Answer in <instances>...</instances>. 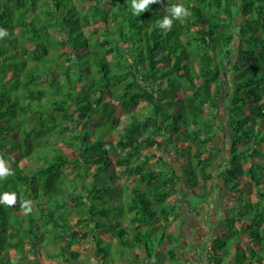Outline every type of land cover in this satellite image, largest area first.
<instances>
[{"label": "trees", "instance_id": "16d2710c", "mask_svg": "<svg viewBox=\"0 0 264 264\" xmlns=\"http://www.w3.org/2000/svg\"><path fill=\"white\" fill-rule=\"evenodd\" d=\"M174 4L189 14L164 32L157 21ZM130 9L0 0V156L11 172L0 195L17 196L0 203V264H70L89 245L99 264H115V246L152 260L168 244L174 259L171 225L186 211L171 198L187 197L184 186L198 198L188 212L222 200L214 264L234 253L264 264V0Z\"/></svg>", "mask_w": 264, "mask_h": 264}, {"label": "crops", "instance_id": "0c3cea01", "mask_svg": "<svg viewBox=\"0 0 264 264\" xmlns=\"http://www.w3.org/2000/svg\"><path fill=\"white\" fill-rule=\"evenodd\" d=\"M210 200H215L217 203L214 211H210V209L203 210V208L193 213L187 211L181 227L179 226L176 229L171 226V231L180 241V245L177 247L176 251L178 254L176 258L165 259L163 257L168 248V244H164L158 248V251L160 250L162 253L161 257H156L152 260L147 258L138 259L133 254L132 257H129V260H124L122 258L120 262L116 261L115 264H214L208 257V252L210 250L211 241L218 230V219L219 216L221 217V214L217 215V209L222 200L220 196H216L215 194L211 196ZM187 234H190V236ZM105 240L113 244L116 242V240L108 237H105ZM233 252H235V250ZM52 264L59 263L56 262ZM70 264H99V259L96 257V250L89 245L88 248L83 250L79 259ZM223 264H237L235 253L229 256Z\"/></svg>", "mask_w": 264, "mask_h": 264}, {"label": "clouds", "instance_id": "9594fccd", "mask_svg": "<svg viewBox=\"0 0 264 264\" xmlns=\"http://www.w3.org/2000/svg\"><path fill=\"white\" fill-rule=\"evenodd\" d=\"M162 0H131V12L134 16H140L142 13L147 11L151 5L161 3ZM166 12L167 15H164L162 19L157 21L158 27L164 32L171 30L174 20H181L185 18L189 13L188 10L180 4H174L167 6ZM7 31L0 29V37L7 35ZM11 175L10 169L8 167L7 161L0 156V179H5ZM0 203L5 206L12 207L17 204L16 193L5 192L3 195H0ZM20 207L25 214L32 212V201L31 200H22L20 202Z\"/></svg>", "mask_w": 264, "mask_h": 264}, {"label": "rangeland", "instance_id": "374dc122", "mask_svg": "<svg viewBox=\"0 0 264 264\" xmlns=\"http://www.w3.org/2000/svg\"><path fill=\"white\" fill-rule=\"evenodd\" d=\"M225 112V108H222L220 110V113L221 114H224ZM224 118V122L222 123L221 121V126L224 127L226 126V122H227V117H223ZM226 134H228L226 131H222V133H220V135L217 136L216 140H217V143L219 145V152L217 153V161H216V165H222L223 167L222 168H225L224 166H226V160L228 159V156H229V148H230V137L227 136ZM219 170L220 168L218 167V169L216 170L215 174H218L219 173ZM185 187V195L187 197H183L182 194H178V195H175V196H172L171 198V201L175 203H177L179 206L182 207V209L180 210L181 213L182 211H189L188 209H192V205L189 203V201H187V198H190L192 199L193 202L196 203V201L198 200V198H193V196L191 195L190 191L188 190V188L186 186ZM184 199V202H182L180 199ZM210 200V199H209ZM217 206V203L215 200H210L208 202V204H204V205H201V206H197V208L201 207L204 209H210V211H214V208ZM193 213V212H192ZM185 217H183L182 215L176 217L175 219L173 218V222H172V227L173 228H178L179 226L181 227V224L184 222L183 219ZM193 229V228H192ZM181 230V228H180ZM180 230H179V234H180ZM178 233V232H177ZM190 233V232H189ZM188 236H190V234H187ZM122 253V252H121ZM121 253L117 251L116 248L113 249V252H111V256L115 259V261H118L120 262V260L122 259L121 257ZM126 255H128L129 257H132V254L131 252L127 251L125 252ZM165 259H169V256L165 253V256H163ZM106 264V263H104Z\"/></svg>", "mask_w": 264, "mask_h": 264}]
</instances>
